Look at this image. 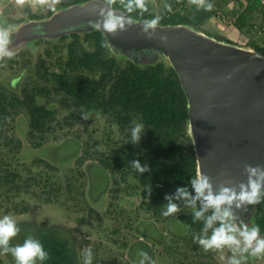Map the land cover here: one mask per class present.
Wrapping results in <instances>:
<instances>
[{
	"label": "rangeland",
	"instance_id": "374dc122",
	"mask_svg": "<svg viewBox=\"0 0 264 264\" xmlns=\"http://www.w3.org/2000/svg\"><path fill=\"white\" fill-rule=\"evenodd\" d=\"M66 1L55 4L46 0L40 4L38 0H26L20 6L15 0H0V27L10 33L7 50L13 53L11 59H0V84L18 93L27 86L39 103L55 111L45 131H33L32 136L23 106L12 108L8 120L0 127V174L16 170L21 178L15 179L21 184V180L33 173L35 178L31 183L38 184L29 185L28 191L13 190L10 182L0 185V219L8 215L19 228L9 246L23 244L27 238L39 240L48 256L36 264H74L73 253L78 264H87L89 251L91 264H231L233 260L240 264H264V255L252 256L251 249L245 251L240 235L245 227L250 230L256 226L255 216L242 224L237 218L232 221L236 228L232 234L240 241L239 245L205 251L200 244L195 247L201 237L198 232L178 218L184 211L193 212L198 202L183 208L184 197L176 196L172 203L178 206L177 213L165 217L162 215L165 209L156 214L144 208L143 187L135 179L125 181L118 170L100 163L114 148L124 147L132 133L101 110H82L78 117L71 116L73 107L62 103L63 94L36 72L41 57L50 70L59 69L65 60L62 45L65 39H71V28L63 32L55 20L46 21L55 17V13L67 12L73 3L61 4ZM191 1L198 6L207 1L212 3L211 15L216 20L210 21L209 15L198 25L190 24L194 29L246 49H254L253 42L264 45V30L258 33L255 27L264 24L260 11L248 14L244 25L236 24L239 11L245 10L249 0H229L226 3L229 8L225 10L222 0L203 3L147 0V3L159 14L169 3H174L177 11L186 12ZM109 9H105V15H114ZM56 45L60 48L56 49ZM116 56L128 59L124 55ZM155 61H162L166 68L171 66L165 55H157ZM136 122L141 124L139 120ZM182 143L196 153L188 120ZM39 173H48L49 182L53 183L45 192L37 180ZM25 205L29 210L22 212ZM259 238H264L260 232ZM0 257L5 264H15L11 253H5L2 248Z\"/></svg>",
	"mask_w": 264,
	"mask_h": 264
},
{
	"label": "trees",
	"instance_id": "16d2710c",
	"mask_svg": "<svg viewBox=\"0 0 264 264\" xmlns=\"http://www.w3.org/2000/svg\"><path fill=\"white\" fill-rule=\"evenodd\" d=\"M83 1L85 0H68L61 4ZM105 1L111 7L125 10L138 19L152 20L159 17L160 24L198 25L213 12V8L206 11L209 1L202 6L191 1L190 9L186 12L177 11L176 5L169 3L159 14L153 11L147 0L143 8L136 7L129 3V0ZM253 11H260L264 16L260 0H249L245 10L239 12L236 24L239 27L244 25L247 15ZM70 36L71 39H65L62 45L65 60L60 63V68L50 70L46 60L41 57L36 67L37 74L51 83L55 91L63 94L62 103L66 107H73V117H78L82 110H101L111 114L119 126L129 132L134 127L133 121L139 120L143 124V133L138 144L132 143L130 139L124 147L114 148L111 155L100 163L118 170L125 181L128 178L135 179L143 187L144 208L156 214H161L167 209L169 200L166 196L172 197L173 202L177 196V187L186 188L190 195L182 200L183 208L186 204L194 205L198 202V205L193 212L184 211L178 218L201 236L195 243V247H198L200 240L212 236L213 230L220 226V222L216 221L206 228V219L212 215V209L203 210L199 200L191 202V198L196 195L191 180L197 176V161L194 150L184 147L182 143L188 120V100L178 74L173 67L166 68L162 61L141 66L130 59H120L109 50L105 36L99 29L84 32L82 35L72 32ZM57 48L60 47L56 45ZM253 48L264 55V45L253 42ZM46 52H50V49ZM16 105L23 106L28 113L30 136L33 131H45L47 122L54 117V109L39 103L35 93L27 86H23L18 93L0 84V127L8 120L11 109ZM133 161H139L142 166L147 164L148 170L139 173L134 168ZM46 163L45 165L51 168L52 165ZM3 173L0 174L2 186L10 182V187L17 191H28L31 184L33 187L38 186L34 181L35 184L31 183L35 178L33 173L21 180V184L16 181L21 178L18 171L6 170ZM39 174L36 175L37 180L42 185V192H45L53 183L49 182L48 173ZM149 187L151 192L148 191ZM21 210L28 211L29 206L25 205ZM201 211V218H195V213ZM255 224L264 237V199L258 203ZM73 263L78 264L74 253ZM0 264H5L2 257Z\"/></svg>",
	"mask_w": 264,
	"mask_h": 264
},
{
	"label": "water",
	"instance_id": "95a60500",
	"mask_svg": "<svg viewBox=\"0 0 264 264\" xmlns=\"http://www.w3.org/2000/svg\"><path fill=\"white\" fill-rule=\"evenodd\" d=\"M105 9L124 22L115 34L99 29L112 53L139 65L154 64L157 55H165L178 74L188 100L197 176L211 177L215 191L227 178L232 179L228 186L246 182L245 164L264 166V55L215 39L188 23H158L145 32L144 22L150 19L135 18L105 0L73 3L46 22L55 20L63 32H87L98 29ZM160 36H167V42ZM257 207L233 206V212L242 224L253 219Z\"/></svg>",
	"mask_w": 264,
	"mask_h": 264
},
{
	"label": "clouds",
	"instance_id": "9594fccd",
	"mask_svg": "<svg viewBox=\"0 0 264 264\" xmlns=\"http://www.w3.org/2000/svg\"><path fill=\"white\" fill-rule=\"evenodd\" d=\"M26 0H15L17 5L23 6ZM40 4L46 2V0H38ZM53 2L59 3V0H53ZM204 0H200L203 3ZM129 3H133L138 8H143L145 0H129ZM213 4L209 3L206 6V11H211ZM170 10V9H169ZM159 22V17L144 22V31L148 32L149 29H155ZM96 28L101 29L107 33L115 34L118 30L124 27L123 19L117 15L105 16L100 23L95 25ZM167 36H160L162 43L167 42ZM10 42V33L6 28L0 27V59L8 57L11 59L13 53L7 50V45ZM134 127L131 129V141L134 144H138L143 133V124L133 121ZM134 168L143 173L148 170L147 164L141 165L139 161H133ZM223 175V174H222ZM244 175H246V182H240L235 186H228L232 183L231 178L223 180L217 190L214 191L212 178L202 173L199 176L194 177L191 180L192 188L195 191V197L191 198V202L197 200L202 202L203 210L212 209V215L206 219L205 227H211L216 221L220 222V226L213 230V234L209 239H202L199 241L205 251L211 248H221L226 245H239L238 241L232 233L236 231L232 221L235 220V213L233 212V206L237 209H243L247 205H255L260 203L264 199V166L249 164L244 165ZM151 192V188H148ZM177 198L184 197L189 198V192L186 188L177 187ZM169 200L167 205V211L162 215L167 217L173 215L179 211L178 206L172 203V197H165ZM203 215V212H196L195 218L199 219ZM19 232L15 221L8 215H5L0 219V248L5 253H11L15 259V264H36V261H44L48 254L44 250L43 245L39 240L33 238H27L23 244L16 246H9L10 240L15 237ZM245 244V251L251 249L252 256L264 255V238H259V227L254 226L250 230L245 227L240 232ZM253 242L255 246L253 247ZM89 260L87 264H91L89 251ZM231 264H240L239 261H231Z\"/></svg>",
	"mask_w": 264,
	"mask_h": 264
},
{
	"label": "crops",
	"instance_id": "0c3cea01",
	"mask_svg": "<svg viewBox=\"0 0 264 264\" xmlns=\"http://www.w3.org/2000/svg\"><path fill=\"white\" fill-rule=\"evenodd\" d=\"M222 1H223V8H224V10L227 9V8H229V7L226 6V3L229 2V0H222ZM241 11H243V9ZM241 11H239V12H241ZM254 12H256V11H254ZM209 20L210 21H213V22H216L215 16H212V15L209 16Z\"/></svg>",
	"mask_w": 264,
	"mask_h": 264
},
{
	"label": "built area",
	"instance_id": "2783aa9c",
	"mask_svg": "<svg viewBox=\"0 0 264 264\" xmlns=\"http://www.w3.org/2000/svg\"><path fill=\"white\" fill-rule=\"evenodd\" d=\"M260 1L263 5V14H264V0H260ZM255 27H256L258 33H261L262 30H264V24L263 25H261V24L255 25Z\"/></svg>",
	"mask_w": 264,
	"mask_h": 264
}]
</instances>
